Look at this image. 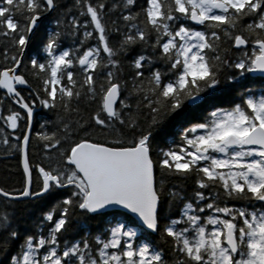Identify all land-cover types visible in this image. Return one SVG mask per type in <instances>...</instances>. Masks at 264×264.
<instances>
[{
  "label": "snow or ice",
  "instance_id": "1",
  "mask_svg": "<svg viewBox=\"0 0 264 264\" xmlns=\"http://www.w3.org/2000/svg\"><path fill=\"white\" fill-rule=\"evenodd\" d=\"M78 3L83 8L80 14L90 17V21L81 25L73 20L71 26L87 29L90 23L98 34V44L82 53L77 49L75 53L57 54L59 33L48 37L44 50L50 59L46 64L31 61L36 75L44 73L45 98L37 96L44 107L55 108L59 103L71 111V102L82 94L93 100L99 97V109L91 118L95 125L109 128L118 122L136 128L137 117L126 118L122 111L130 110L132 104L121 95L122 84L113 71L119 68V61L114 57L141 42L147 44L154 34L153 48L159 49L160 59L169 67L165 72L152 70L144 79L142 69L148 58L140 56L135 60L132 91L139 97L137 109L141 105L148 109L150 124L147 132H141L131 142L117 139L103 144L85 139L69 144L60 153L64 167L46 170L38 166L42 188L35 193L30 191L31 173L25 156L28 180L23 191L17 196L0 189V196L15 200L70 186L75 191L71 198L62 201L64 207L57 206L44 215V221L51 225L47 234L41 226L40 231L26 235L18 253L10 257V264H167L160 250L150 242L141 243L143 238L137 229L121 221L110 224L103 235L94 238L95 248L87 239L61 248L59 235L66 230L71 209L94 214L116 207L137 217L141 230L162 231L170 238L177 253L176 264H264V94L245 92L231 107L208 112L202 122L181 131L180 143L161 149L157 160L153 159L151 143L152 128L172 114L179 117L182 109L187 111L186 102L200 104L205 99L203 93L222 84L221 71L225 66L238 70L241 77L264 74V0H146L143 21L137 22L140 13L122 15L127 30L122 33L119 47L110 45L106 35L108 29L102 20L105 4L93 5L90 0ZM134 3L135 0H126L124 7ZM54 7L55 0H0V36L10 38L22 56L39 28L41 12ZM18 15L23 24L16 19ZM181 20L203 26L206 31L190 28L179 23ZM245 20L249 22L243 23ZM114 30L120 32L119 28ZM84 36L91 38L93 31H85ZM222 37L240 50L234 61L220 55ZM11 60V67L0 70V89L15 98L30 122L33 107L16 88L28 86L25 76L17 72L22 59L13 55ZM77 66L83 76L79 88L72 71ZM105 68V82L97 85L96 74ZM65 79L67 84L63 83ZM234 80L235 75L224 78L233 89L246 87L233 84ZM0 119L15 130L21 116L10 111ZM68 131L65 125V132ZM40 139L46 142V150L61 146L55 133L44 134ZM3 142L7 143V139ZM28 142L25 135V148ZM157 166L168 175L195 176L197 189H221L228 198L245 199L257 206L251 210L222 207L216 203L220 192L210 197L204 191H196L194 202L181 208L180 218L169 219L161 229L162 191L157 188ZM169 195L173 200L183 199L177 191ZM203 201L208 202L201 204ZM201 213L209 214L202 217ZM18 237V231L11 227V218L0 216V251L9 240Z\"/></svg>",
  "mask_w": 264,
  "mask_h": 264
},
{
  "label": "trees",
  "instance_id": "2",
  "mask_svg": "<svg viewBox=\"0 0 264 264\" xmlns=\"http://www.w3.org/2000/svg\"><path fill=\"white\" fill-rule=\"evenodd\" d=\"M93 5L104 3L105 8L102 12V20L108 31L106 35L109 38L110 45L119 47V42L122 39V33L127 30V22L122 19V15L129 13H140L139 21H143V9L147 6L146 0H135L134 5L127 8L124 7L126 0H90ZM7 6V5H4ZM83 10L82 5L78 0H55V7L48 16H45L39 23V28L32 37V40L23 54L22 64L18 70L19 74L25 76L28 80V88H19L17 91L32 107L41 105L40 110L35 113L34 122L31 132V137L28 145V163L32 173L33 193L40 191L42 188V177L38 171L39 167H44L46 170L55 168L61 165L60 153L64 152L68 145L80 140H90L92 142L110 144L111 142L120 139L125 143L131 142L141 132L149 130L150 115L147 108L142 105L137 109L138 96L133 94L134 74L137 69L134 67L135 60L140 56L148 58L142 71L146 79L150 71L160 70L165 72L168 70V64L160 59L159 49H154L155 36H149L147 44L141 42L135 46L129 47L126 51L121 52L114 57L119 61V68L113 69L117 74V79L122 84L121 95L128 103L132 104V108L123 109V114L127 118L129 115L136 116L138 127L130 128L114 122V127L102 128L95 125L91 119L99 109V97L97 99H89L85 95H81L79 100L71 102V111H66L59 103L55 108L44 107L37 96L45 98L42 91V78L44 73L36 75V70L31 67L32 59H36L40 63H47V52L44 50V45L50 35L59 33V47L56 50L57 54L61 51H69L75 53L78 49L80 53L87 50L89 47H95L98 44V34L94 32L93 26L89 23L87 29L81 26L74 29L72 21L76 20L79 24L90 21V17L82 16L80 13ZM47 11H42L44 15ZM22 24L24 20L21 16H17ZM115 22V23H114ZM249 22L245 20L243 23ZM186 26L199 30L190 21L181 20ZM143 27V24H141ZM119 28L120 32L114 29ZM201 30L206 31L203 26ZM241 29L238 27L237 31ZM85 31H93L91 38H85ZM244 35H249L245 32ZM222 35V34H221ZM83 42V43H82ZM7 53V55H5ZM240 54V50L231 47V41L222 37L220 42V55L228 61H234ZM15 55L20 57L21 53L17 49L10 38L0 36V70L11 67L13 61L11 57ZM102 56L104 54L102 53ZM106 59V57H104ZM75 74V79L82 83V70L79 66L72 69ZM108 69L105 68L96 74L97 85L104 83V75ZM236 76L233 84H244L246 87H238L233 89L229 84L224 82V78L228 76ZM167 79V77H165ZM222 84L216 89H209L203 93L205 97L198 105L185 104L181 110V115L176 114L166 117L160 125L152 128V155L153 159L159 158L161 149L167 150L168 147H173L180 143L181 131L189 127L193 123L202 122L208 112L217 108L231 107L233 103H238L242 93H249L259 96L264 94V78L244 77L239 76L238 70L225 66L221 71ZM67 84V80L63 81ZM263 89L258 91L259 89ZM119 103V102H118ZM10 111L19 112L21 119L18 121V127L13 130L8 127L3 119H0V189L5 192L20 194L25 187V178L21 169V140L25 135L27 128V117L24 112L15 103V98L8 96L0 91V116L6 117ZM65 125L69 131L65 132ZM55 133L61 139V146L58 149L46 150L45 141L40 139L44 134ZM68 137L65 139V137ZM7 139V143L3 141ZM157 188L162 191L161 208H160V227L168 223L169 219L175 218L179 214L180 208L185 201L193 198L196 192V177L183 178L174 175H168L157 166L155 169ZM75 191L73 187L54 188L42 196L30 198L27 200L15 201L3 198L0 196V216L8 215L11 218V227L18 231L19 237L16 240L9 242L0 251V264H10V257L14 256L20 250L19 246L23 238L28 234H33L41 230L46 234L51 227L44 221V215L53 208L64 207L62 201L72 197ZM177 191L183 199L173 200L169 195L170 192ZM239 201L242 208L251 210L257 206L254 202L241 199ZM235 202L225 201L224 203ZM59 213L57 212V215ZM121 218L130 226L138 228L139 236L143 242H150L156 249L160 250L167 264H176L177 253L171 246L170 238L163 235L162 231L154 234L141 230L142 228L129 215L113 211L105 214L92 215L79 208L70 210L69 223L66 225V230L59 235L60 246L63 248L65 244H71L87 239L95 248L94 238L98 235H103L106 229L112 224L115 218ZM5 239H8L5 237Z\"/></svg>",
  "mask_w": 264,
  "mask_h": 264
},
{
  "label": "water",
  "instance_id": "3",
  "mask_svg": "<svg viewBox=\"0 0 264 264\" xmlns=\"http://www.w3.org/2000/svg\"><path fill=\"white\" fill-rule=\"evenodd\" d=\"M52 10H53V9L48 10L44 15H41V19L38 21V25H39L40 21H41L45 16H48V15L51 13ZM192 24H193V23H192ZM194 25H195V24H194ZM196 26H199V25H196ZM24 52H25V50H24ZM24 52H23V54H24ZM23 54H22V56H20L21 59H23ZM18 70H19V69H17V72H18ZM249 75H250L251 77H253V78H255V77H262V78H264V74H259V73L252 74V73H249ZM16 88H17V89H19V88H28V86H24V85H16ZM0 91L3 92V93H5V94H7L6 90H4V89H0ZM7 95H8V94H7ZM8 96H10V95H8ZM188 103H189L190 105H192L190 102H188ZM17 105L19 106V104H17ZM19 108H20V106H19ZM40 108H41V105L38 106V107H33V115H32V119H31L30 122H29V120H28V117H27V113H26V111H25L24 109L20 108V109L24 112V114L26 115V117H27V128H26L25 135H28L29 140H30V137H31V132H32V127H33V122H34V116H35V113H36L38 110H40ZM25 135H24V136H25ZM28 145H29V142H28ZM28 145H27L26 148H25V146L23 145V138H22V140H21V148H20V154H21L20 164H21V169H22V172H23V174H24V178H25V186H26V183H27V180H28V176H27V174H26L25 171H24V160H25V156H26L27 161H28ZM28 164H29V163H28ZM29 169H30V167H29ZM30 173H31V170H30ZM31 186H32V173H31ZM30 191H31V187H30ZM16 195L19 196V194H16ZM1 197H3V196H1ZM35 197H39V196L23 197V198H20V199H15V201L27 200V199L35 198ZM3 198H5V197H3ZM6 199H7V198H6ZM9 200H10V199H9ZM113 211H119V212H122V213H125V214L129 215L131 218H133V219L136 221V223H137L141 228L143 227V226L140 224L139 219H138L137 217H135V216H134L133 214H131V213H128L126 210H124V209H120V208H118V207H116V208H109V209H106V210H102V211L99 212V213H94V214L89 213V214H92V215H98V214H105V213L113 212ZM143 229L146 230V231H148V232H150V233H152V234L155 233V232H151L150 230H147L146 228H143Z\"/></svg>",
  "mask_w": 264,
  "mask_h": 264
},
{
  "label": "flooded vegetation",
  "instance_id": "4",
  "mask_svg": "<svg viewBox=\"0 0 264 264\" xmlns=\"http://www.w3.org/2000/svg\"><path fill=\"white\" fill-rule=\"evenodd\" d=\"M191 22V21H190ZM192 23V22H191ZM196 28H198L199 30H201L200 28V25L199 26H196L194 25ZM238 50V49H236ZM249 75V74H247ZM250 76V75H249ZM251 77V76H250ZM259 78H262V77H259ZM263 90L262 88L259 89L258 91H261ZM196 191H204L206 194H208L210 197L213 196L216 192H220V196L216 199V203H218L220 206H228V207H232V208H242L241 204L239 201H242L241 199H235V198H228L227 196H225L223 193H222V190L221 189H196ZM195 194V193H194ZM194 202V195H193V198L192 199H189L188 201H185L181 208L183 207V205L187 202ZM225 201H235V202H229V203H224ZM208 201H203L201 202V204H204V203H207ZM180 208V210H181ZM209 213H201L200 215L203 217L205 215H207ZM175 218H180V211H179V214L176 215ZM182 226V225H181Z\"/></svg>",
  "mask_w": 264,
  "mask_h": 264
},
{
  "label": "rangeland",
  "instance_id": "5",
  "mask_svg": "<svg viewBox=\"0 0 264 264\" xmlns=\"http://www.w3.org/2000/svg\"><path fill=\"white\" fill-rule=\"evenodd\" d=\"M117 221H121V222H124V220L123 219H121V218H115L114 220H113V222H112V224H114V223H116ZM125 223V222H124ZM128 227H131V228H135L134 226H130V225H128L127 223H125ZM135 229H137V231H138V228H135ZM48 231V230H47ZM46 234H47V232H46ZM45 234V235H46ZM138 234H139V231H138Z\"/></svg>",
  "mask_w": 264,
  "mask_h": 264
}]
</instances>
